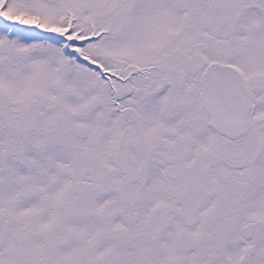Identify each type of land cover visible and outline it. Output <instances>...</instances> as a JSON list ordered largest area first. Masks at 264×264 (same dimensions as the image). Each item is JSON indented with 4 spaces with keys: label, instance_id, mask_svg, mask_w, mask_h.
Masks as SVG:
<instances>
[{
    "label": "snow or ice",
    "instance_id": "snow-or-ice-1",
    "mask_svg": "<svg viewBox=\"0 0 264 264\" xmlns=\"http://www.w3.org/2000/svg\"><path fill=\"white\" fill-rule=\"evenodd\" d=\"M0 264H264V0H0Z\"/></svg>",
    "mask_w": 264,
    "mask_h": 264
}]
</instances>
